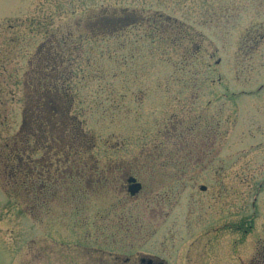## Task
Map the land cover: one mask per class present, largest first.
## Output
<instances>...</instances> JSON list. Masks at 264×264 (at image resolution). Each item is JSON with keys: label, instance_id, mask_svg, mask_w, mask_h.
Here are the masks:
<instances>
[{"label": "rangeland", "instance_id": "374dc122", "mask_svg": "<svg viewBox=\"0 0 264 264\" xmlns=\"http://www.w3.org/2000/svg\"><path fill=\"white\" fill-rule=\"evenodd\" d=\"M53 42L60 122L21 138ZM143 258L264 264V0H0V264Z\"/></svg>", "mask_w": 264, "mask_h": 264}, {"label": "trees", "instance_id": "16d2710c", "mask_svg": "<svg viewBox=\"0 0 264 264\" xmlns=\"http://www.w3.org/2000/svg\"><path fill=\"white\" fill-rule=\"evenodd\" d=\"M125 14H128V12ZM115 16L116 14H113V16H107L103 21H101V23L105 24V22L108 23V21H111V23L114 24L116 19L113 17ZM119 20L121 22L122 18ZM125 24H127V22H124L123 25ZM130 26L131 23L128 22V25L125 27ZM58 43L62 47L66 43V39L61 38ZM61 47H59L58 50V47L54 46V42L51 45L43 43L40 47V55L42 51L46 54L42 60L44 61V71H40V67H38L37 64L36 66L31 64L30 69L25 76V82L28 84L31 94L28 102L30 101L33 109L29 108L30 105L28 106V109H26L27 111L25 112V119L23 121L24 127L22 128V131L25 132L24 134L27 132V135L21 138H36L37 133L46 135L49 133L48 129H51V124L53 125V122H56L57 124L59 120V114L56 111V108H58L59 105L57 100L61 99V97H66L67 94L63 95L65 90H67L66 86H64V83L69 80L68 75L64 76L59 74L61 73L60 71H62V69H60L61 65H65L66 63V58L63 56L64 52L61 51ZM51 55H53V57ZM58 63H61L60 66ZM37 110H40V112L36 116L34 115V112ZM53 129L55 130L54 127ZM19 151L21 150L19 149L17 151H12L8 157V162L10 164L9 167L11 170V174H9L12 175V177H16L17 175H20L19 173L21 172L23 166H26V168L29 169L27 172L31 171L30 173L35 175L33 158H31L29 155L25 156ZM47 167H49V165ZM47 172L45 171L43 174H46ZM43 174L40 173V175ZM16 179L17 177L14 181H17Z\"/></svg>", "mask_w": 264, "mask_h": 264}, {"label": "water", "instance_id": "95a60500", "mask_svg": "<svg viewBox=\"0 0 264 264\" xmlns=\"http://www.w3.org/2000/svg\"><path fill=\"white\" fill-rule=\"evenodd\" d=\"M128 183H129L128 190H129V192H130V194H131L132 196H134V195H136L137 193H139V191H140L141 188H142V185H141V183H139V182L137 181L136 178H134V177H130V178L128 179ZM201 189H202V190H205L206 187L203 186Z\"/></svg>", "mask_w": 264, "mask_h": 264}, {"label": "flooded vegetation", "instance_id": "af4514ba", "mask_svg": "<svg viewBox=\"0 0 264 264\" xmlns=\"http://www.w3.org/2000/svg\"><path fill=\"white\" fill-rule=\"evenodd\" d=\"M142 264H165L163 261H156L155 259L153 258H143L141 260ZM124 262H122L121 264H123ZM124 264H127V263H124Z\"/></svg>", "mask_w": 264, "mask_h": 264}]
</instances>
